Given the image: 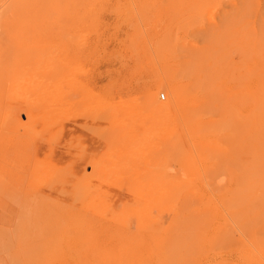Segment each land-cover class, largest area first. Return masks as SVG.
<instances>
[{"label": "rangeland", "instance_id": "1", "mask_svg": "<svg viewBox=\"0 0 264 264\" xmlns=\"http://www.w3.org/2000/svg\"><path fill=\"white\" fill-rule=\"evenodd\" d=\"M262 223L264 0H0V264H264Z\"/></svg>", "mask_w": 264, "mask_h": 264}, {"label": "bare ground", "instance_id": "2", "mask_svg": "<svg viewBox=\"0 0 264 264\" xmlns=\"http://www.w3.org/2000/svg\"><path fill=\"white\" fill-rule=\"evenodd\" d=\"M139 3V2H138ZM142 3V2H141ZM132 4V3H131ZM144 4V3H143ZM139 7V6H138ZM137 7V8H138ZM132 10V9H131ZM122 11V10H121ZM124 11V10H123ZM134 12V11H133ZM130 13H132V12H130ZM130 13H128V14H130ZM128 16V15H127ZM142 29V28H141ZM151 66H153V65H151ZM149 67V66H148ZM149 70H151V69H149ZM154 70V69H153ZM155 73V72H154ZM156 77H157V75H156ZM163 78V77H162ZM160 79V78H159ZM152 81H154V80H152ZM160 81H162V80H160ZM155 83V82H154ZM159 83V82H158ZM161 84V83H160ZM160 84H159V86H160ZM166 85H168L167 83H166ZM159 88V87H158ZM148 90V89H147ZM158 90V89H157ZM148 91H150V90H148ZM161 91V90H160ZM168 91V90H167ZM164 92H166V91H164ZM177 92V91H176ZM148 93V92H147ZM162 93V92H161ZM150 94H151V92H150ZM158 94V93H157ZM174 95V94H173ZM150 97H152V94H151V96ZM154 97V96H153ZM147 98H149V96H147ZM150 99V98H149ZM178 100V99H177ZM157 101V100H156ZM151 102H153V101H151ZM158 102V101H157ZM169 103V102H168ZM151 104V103H150ZM155 105V104H154ZM155 106H157V105H155ZM159 106V105H158ZM157 106V107H158ZM165 106H166V104H165ZM169 106V105H168ZM171 106V105H170ZM173 106V105H172ZM170 108V107H169ZM155 109H156V107H155ZM162 110V109H161ZM157 111V110H156ZM159 112V111H158ZM157 112V113H158ZM162 112H164V111H162ZM198 137H199V135H198ZM195 138H197V137H195ZM75 197V196H74ZM74 197H71V198H74ZM77 197V196H76ZM76 199V198H75ZM262 225H264V223H262ZM262 242H264V241H262ZM260 248V247H259ZM258 249V248H257ZM259 250V249H258ZM251 252V251H250ZM157 253V252H156ZM155 254V253H154ZM162 254H164V253H162ZM252 254V253H251ZM143 255V254H142ZM223 255V254H222ZM156 256V255H155ZM230 256V255H229ZM248 256V255H247ZM159 257V256H158ZM232 257V256H231ZM116 258V257H115ZM155 258V257H154ZM157 258V257H156ZM213 258H214V256H213ZM216 258V257H215ZM211 259H212V257H211ZM210 259V260H211ZM236 259V258H235ZM209 260V259H208ZM237 260V259H236ZM132 261V260H131ZM134 262H135V260H134ZM201 262V261H200ZM257 262V261H256ZM117 263H118V261H117ZM205 263V262H204ZM123 264V263H122ZM137 264V263H136ZM141 264V263H140Z\"/></svg>", "mask_w": 264, "mask_h": 264}, {"label": "built area", "instance_id": "3", "mask_svg": "<svg viewBox=\"0 0 264 264\" xmlns=\"http://www.w3.org/2000/svg\"><path fill=\"white\" fill-rule=\"evenodd\" d=\"M160 99L163 100V96H160Z\"/></svg>", "mask_w": 264, "mask_h": 264}]
</instances>
